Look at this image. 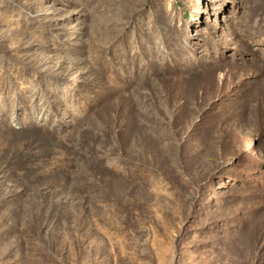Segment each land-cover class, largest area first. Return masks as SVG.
<instances>
[{
  "label": "rangeland",
  "instance_id": "rangeland-1",
  "mask_svg": "<svg viewBox=\"0 0 264 264\" xmlns=\"http://www.w3.org/2000/svg\"><path fill=\"white\" fill-rule=\"evenodd\" d=\"M0 264H264V0H0Z\"/></svg>",
  "mask_w": 264,
  "mask_h": 264
}]
</instances>
